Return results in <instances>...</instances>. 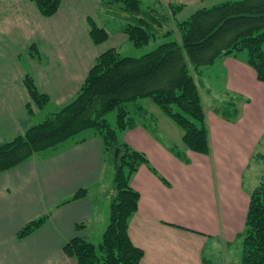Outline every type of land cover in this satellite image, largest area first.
<instances>
[{
    "label": "crops",
    "instance_id": "0c3cea01",
    "mask_svg": "<svg viewBox=\"0 0 264 264\" xmlns=\"http://www.w3.org/2000/svg\"><path fill=\"white\" fill-rule=\"evenodd\" d=\"M99 3L91 1L94 15L77 11L83 0H62L54 15L44 17L30 0H0V143L35 124L25 75L57 109L74 98L100 53L88 23L91 18L104 27ZM213 63L224 76V93H239L249 102L242 103L236 121L204 107L208 154L186 149L181 138L170 145L149 113L154 127L136 117L137 125L117 131L119 141L148 159L130 178L139 200L128 233L144 251L139 264H232L226 248L242 240L250 190L244 187V173L264 134V82L245 57L227 55ZM84 133L0 172V264H75L62 252L68 239L101 241L115 170L100 136ZM80 188L86 189L84 197L62 204ZM41 216L46 219L38 228L18 237L20 228ZM78 223L83 225L77 228Z\"/></svg>",
    "mask_w": 264,
    "mask_h": 264
},
{
    "label": "trees",
    "instance_id": "16d2710c",
    "mask_svg": "<svg viewBox=\"0 0 264 264\" xmlns=\"http://www.w3.org/2000/svg\"><path fill=\"white\" fill-rule=\"evenodd\" d=\"M44 17L54 15L62 0H30ZM119 8L125 13V23L119 31L135 46L146 45L154 30H161L168 14L157 6L142 7V0H100L99 9L110 12ZM171 15L183 7L168 3ZM100 14V13H99ZM91 41L100 44L108 37L104 27L89 18ZM181 43L172 40L159 43L140 57L123 56L112 46L100 52L78 92L69 102L45 114L42 121L32 124L14 137L0 143V172L29 159L41 158L48 149L68 138L91 129L100 136L106 154L117 149L114 162L113 196L109 203L108 224L96 245L83 236L68 239L62 252L75 264H139L143 249L133 244L128 233L130 217L138 211L139 193L131 186L130 178L140 165L148 164L146 155L119 141L117 131L132 128L139 117L146 119L148 111L137 102L151 100L182 130L181 142L191 151L208 154L210 141L199 83L191 69L211 65L222 56L246 52L245 62L253 68L258 81L264 82V0H222L196 9L192 15L177 23ZM167 29L161 35L170 33ZM33 55L36 53L31 46ZM30 100L42 107L49 96L38 90L30 75L23 78ZM223 110H213L228 120L236 121L242 113V103L249 99L236 92H226ZM134 102L133 116L126 107ZM27 108L31 111L30 102ZM116 110L112 127L106 114ZM264 136V134H263ZM112 162V163H113ZM80 188L62 204L84 197ZM248 206L241 240V264H264V170L258 182L248 192ZM46 219L41 216L19 229L23 238ZM83 224L78 223L77 228Z\"/></svg>",
    "mask_w": 264,
    "mask_h": 264
},
{
    "label": "rangeland",
    "instance_id": "374dc122",
    "mask_svg": "<svg viewBox=\"0 0 264 264\" xmlns=\"http://www.w3.org/2000/svg\"><path fill=\"white\" fill-rule=\"evenodd\" d=\"M84 4L81 8L79 6L77 11L79 13H83L85 11L96 14L97 10L91 5L92 0H83ZM222 0H142V7L149 6H157L163 12L168 14V21L164 24L163 28L159 30H154V37L150 39V41L142 46L135 47L128 39L124 33L116 31L117 28L125 23L127 20L125 19V13H123L118 7L112 8L110 12H106L103 9H99L100 13L98 16L100 18V22L105 27L106 32L108 33V37L105 41L101 42L97 48L101 52L109 47H116L118 52L123 56H132V57H140L141 55L149 52L154 49L159 43L176 40L181 43L180 32L177 27V23L189 18L192 13L201 7H207L212 5L215 2ZM181 3L184 4V7L176 13V15H171L170 8L168 7V3ZM167 29H170V33L166 35H161ZM73 38H76V32H73ZM237 56L240 58L246 57V52L244 50H240L237 53ZM217 61H215L216 63ZM211 63V65L202 66L198 71L191 69L192 73L196 81L199 83L200 92L202 97V102L205 108L209 106L219 107V111L222 112L223 109L222 102L226 99V95L224 94L223 89V81L224 76L220 73V68L215 64ZM215 64V66H214ZM222 71V70H221ZM31 111L28 110L29 114L32 117L33 123H38L43 120L47 111H54L57 109L58 105L53 101L50 103L47 102L42 107L34 104L30 99ZM255 101V100H254ZM137 102H141L140 104L148 111L151 116L155 117L157 121L158 134L165 139L170 145L171 144H180V138L182 134V130L180 127L174 123L168 116H166L163 111L151 100V98L146 97L143 99H138ZM252 102V98H251ZM250 102V103H251ZM249 103V104H250ZM64 105V104H63ZM62 106V105H61ZM252 106V105H251ZM250 106L249 110L252 109ZM126 107L130 110L131 114L134 116V102H127ZM37 110V111H36ZM248 111V110H247ZM106 119L112 127H115L116 123V110H113L106 114ZM146 121L149 124H152L151 118H147ZM151 127H154L151 125ZM156 127V126H155ZM91 130V129H88ZM86 131V130H85ZM84 131L78 133L74 137H82ZM255 160L250 164L248 170L244 173V187L251 188L253 187L259 180L260 175L264 170V136L261 140V144L257 147V152L254 154ZM112 152L107 154V162H113ZM114 162L112 163L113 166ZM109 166V165H108ZM106 193L110 194V190L108 188L105 189ZM114 191V189H113ZM108 201V199H107ZM109 206V201L107 203ZM108 222V218H107ZM94 236H89L90 239H93ZM240 239L230 243V246L227 250L226 254H229V259L232 264H241L240 263V253H241V243ZM99 240H96V245H98ZM224 249V246H222ZM218 256V254H217Z\"/></svg>",
    "mask_w": 264,
    "mask_h": 264
},
{
    "label": "water",
    "instance_id": "95a60500",
    "mask_svg": "<svg viewBox=\"0 0 264 264\" xmlns=\"http://www.w3.org/2000/svg\"><path fill=\"white\" fill-rule=\"evenodd\" d=\"M116 157H117V149H115L114 151V162L116 161Z\"/></svg>",
    "mask_w": 264,
    "mask_h": 264
}]
</instances>
